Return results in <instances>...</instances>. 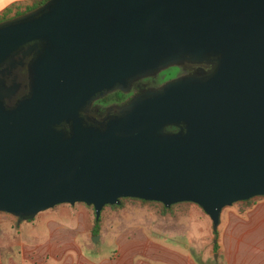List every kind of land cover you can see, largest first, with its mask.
<instances>
[{
	"label": "water",
	"instance_id": "95a60500",
	"mask_svg": "<svg viewBox=\"0 0 264 264\" xmlns=\"http://www.w3.org/2000/svg\"><path fill=\"white\" fill-rule=\"evenodd\" d=\"M30 41V95L0 110V213L83 203L97 219L135 198L193 203L215 228L223 207L264 196V0H45L0 21V61ZM178 50L214 55L210 70L165 82L102 128L82 123L95 94Z\"/></svg>",
	"mask_w": 264,
	"mask_h": 264
},
{
	"label": "rangeland",
	"instance_id": "374dc122",
	"mask_svg": "<svg viewBox=\"0 0 264 264\" xmlns=\"http://www.w3.org/2000/svg\"><path fill=\"white\" fill-rule=\"evenodd\" d=\"M13 6L14 4L8 9L11 10ZM25 6L14 7H18L16 11L21 12ZM6 14L10 17L8 12ZM161 71L163 72L156 77L160 84L167 77H171L175 70L169 67ZM239 207L238 202L223 207L219 221L222 223L225 220L224 215L227 210L232 208L237 210ZM0 219H10L12 225L21 221L14 241L19 242L20 238V242L24 245L46 241L47 224L63 226L64 231L60 232L59 236L63 235L64 243L58 244L51 240L53 243L47 244L49 250L59 254L64 248L68 249L66 264H80L81 261L87 263L82 254L93 259L100 252L104 254L117 252V248L126 250L129 261L138 259L143 264H186V259L183 257L185 255L192 262L189 264H198V262L217 264V231L219 232L221 225L217 224L213 228L202 210L189 202L174 204L169 210L164 211L159 204L141 203L125 198L121 207L107 205L101 208L96 233L92 231L93 210L91 206L83 203L55 205L36 213L28 222L5 213H0ZM49 234L51 236L54 232ZM92 237L95 239L94 242L91 240ZM13 239L5 234L0 235L1 243ZM213 244L216 245L215 251L212 250ZM54 263V261L48 262V264Z\"/></svg>",
	"mask_w": 264,
	"mask_h": 264
},
{
	"label": "crops",
	"instance_id": "0c3cea01",
	"mask_svg": "<svg viewBox=\"0 0 264 264\" xmlns=\"http://www.w3.org/2000/svg\"><path fill=\"white\" fill-rule=\"evenodd\" d=\"M12 4L18 7L25 6L29 4V0H0V14ZM14 6L9 10V16H12L18 8ZM224 217L225 220L222 223L218 221L221 229L219 232L217 231V264H264V196L241 213H238L234 208L227 210ZM29 220L24 221L28 222ZM20 222L12 225V220L0 219V235L5 234L14 238L13 241L7 243L0 242V264H48L49 261H54V264H66L68 249L64 248L59 254L49 250L47 244L53 243L52 241H56L58 244L64 243L63 235L59 236L60 232L64 231L63 226L47 224L46 241L34 245H24L20 242V238L19 242L14 241ZM50 232H54V234L50 236ZM12 248H16V250H12ZM133 254L138 255L137 253ZM127 255L126 250L120 248H117V252L111 251L106 254L100 252L93 259L82 254L87 263L81 261L80 264H143L138 259L129 261ZM186 256H183L186 259V264L192 263Z\"/></svg>",
	"mask_w": 264,
	"mask_h": 264
},
{
	"label": "flooded vegetation",
	"instance_id": "af4514ba",
	"mask_svg": "<svg viewBox=\"0 0 264 264\" xmlns=\"http://www.w3.org/2000/svg\"><path fill=\"white\" fill-rule=\"evenodd\" d=\"M38 48V42L24 43L0 61V110L10 111L29 97ZM176 54L180 58L176 63L95 94L78 113L82 123L102 128L106 121L118 118L130 109L137 99L146 97L165 82L178 78L202 77L210 70V60L214 57L209 53L197 57L185 50H178ZM169 67L175 70L172 76L167 77L161 84L158 83L157 75Z\"/></svg>",
	"mask_w": 264,
	"mask_h": 264
},
{
	"label": "trees",
	"instance_id": "16d2710c",
	"mask_svg": "<svg viewBox=\"0 0 264 264\" xmlns=\"http://www.w3.org/2000/svg\"><path fill=\"white\" fill-rule=\"evenodd\" d=\"M44 1H45V0H29V4L25 6V8H24L23 11H21V12L15 11L14 14H13L12 16H10V17H13V16H16V15L22 14V13H24V12H26V11H29V10L33 9L34 7H36V6L40 5V4H42ZM8 10H9V9H6V10L2 13V15H1V19H0V20H4V19H7V18H10V17H7V16H6V15H7L6 13L9 12ZM98 124H99V123H98ZM62 129H63L66 133H69V124L66 123V122H63V123H62ZM181 131H182V130H180L179 128H177V127H175V126H170V125L165 126V128H164V133H165L166 135H168V136H172V135L179 134ZM260 197H263V196H255V197H251V198H248V199H246V200H243V201H238V204L240 205V207L237 209V212H238V213H241V212H243L245 209L250 208V207L254 204V202H255L256 200H258ZM123 199H125V198H119V201H118L117 204H112V205H108V206H110V207H115V208L121 207V206H122V200H123ZM128 199L137 200V201H139V202H141V203L153 202V203L159 204L160 207L162 208V210H164V211L169 210L171 206H173L174 204H177V203H174V204H171V205L165 207V206H163L161 203H159V202H155V201H144V200L135 199V198H128ZM179 203H181V202H179ZM189 203H190V202H189ZM234 203H236V202H234ZM232 204H233V203H232ZM104 206H107V205H104ZM91 208H92V207H91ZM93 214H94V213H93ZM29 219H30V218H25V220H29ZM97 219H98V218H97ZM97 219H94V221H93V226H92V231L95 232V233L97 232ZM214 234H215V232H214ZM212 250H213V251L216 250V245H215V244L212 245ZM198 264H200V263L198 262Z\"/></svg>",
	"mask_w": 264,
	"mask_h": 264
}]
</instances>
